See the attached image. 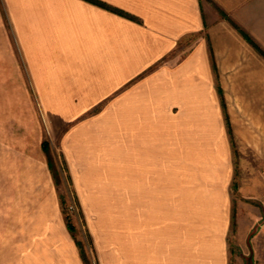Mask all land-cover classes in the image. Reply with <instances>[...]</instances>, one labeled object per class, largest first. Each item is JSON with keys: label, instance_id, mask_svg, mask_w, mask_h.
<instances>
[{"label": "crops", "instance_id": "crops-1", "mask_svg": "<svg viewBox=\"0 0 264 264\" xmlns=\"http://www.w3.org/2000/svg\"><path fill=\"white\" fill-rule=\"evenodd\" d=\"M4 1L57 140L122 142L129 195L137 159L125 264H230L224 101L264 107V0Z\"/></svg>", "mask_w": 264, "mask_h": 264}, {"label": "rangeland", "instance_id": "rangeland-1", "mask_svg": "<svg viewBox=\"0 0 264 264\" xmlns=\"http://www.w3.org/2000/svg\"><path fill=\"white\" fill-rule=\"evenodd\" d=\"M226 97L225 106L239 105L235 94ZM232 107L230 264H263L264 107ZM42 108L0 0V264H125L139 231L137 159L130 196L122 142L65 148Z\"/></svg>", "mask_w": 264, "mask_h": 264}]
</instances>
